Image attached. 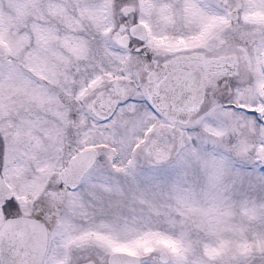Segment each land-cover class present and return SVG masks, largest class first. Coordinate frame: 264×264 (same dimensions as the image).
Masks as SVG:
<instances>
[{"label": "snow or ice", "instance_id": "obj_1", "mask_svg": "<svg viewBox=\"0 0 264 264\" xmlns=\"http://www.w3.org/2000/svg\"><path fill=\"white\" fill-rule=\"evenodd\" d=\"M0 264H264V0H0Z\"/></svg>", "mask_w": 264, "mask_h": 264}]
</instances>
